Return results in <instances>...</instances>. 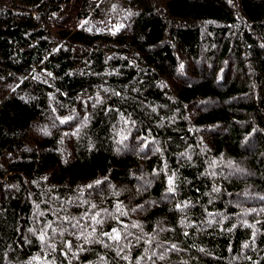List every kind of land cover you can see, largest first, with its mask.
I'll list each match as a JSON object with an SVG mask.
<instances>
[{
  "label": "trees",
  "instance_id": "obj_1",
  "mask_svg": "<svg viewBox=\"0 0 264 264\" xmlns=\"http://www.w3.org/2000/svg\"><path fill=\"white\" fill-rule=\"evenodd\" d=\"M0 264H264V0H0Z\"/></svg>",
  "mask_w": 264,
  "mask_h": 264
}]
</instances>
